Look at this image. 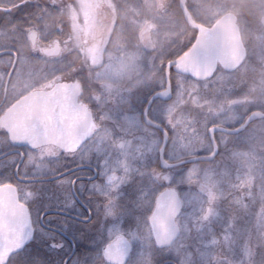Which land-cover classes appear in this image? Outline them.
Listing matches in <instances>:
<instances>
[{
  "label": "flooded vegetation",
  "instance_id": "obj_1",
  "mask_svg": "<svg viewBox=\"0 0 264 264\" xmlns=\"http://www.w3.org/2000/svg\"><path fill=\"white\" fill-rule=\"evenodd\" d=\"M78 1L81 7L74 8L75 6L71 7L74 3L68 4L66 0V12L69 9L73 10L76 25L85 27L86 14L82 10L93 6L98 10L103 6L104 0ZM255 2L254 8L244 6L247 9L245 11L252 14V16L250 15L252 20L246 19L242 26H239L238 16L234 14L244 51L250 58L253 56L256 61V68L253 71L246 68L241 70L240 74L251 73L263 77L264 0H255ZM62 7V5L60 7L55 6V3H51L49 0H0V45H9V47L0 46V117L12 104L32 91L48 90L57 82L66 83V81H53L54 70L50 65L62 55V46L72 42L67 16L64 21L55 19V10L60 9L61 11ZM99 12L98 19L100 21L103 20V16L101 11ZM109 18H111V14L107 16V24L104 23L107 25V27L104 26L106 32L109 30ZM48 31L53 34L50 35L51 40L43 42ZM31 33L34 34L33 37H30ZM179 34L181 33L177 35ZM80 36L76 40L80 43L79 49H74L68 54V57L73 61L79 60L81 62L70 81L79 84V95L83 94V83L85 82L83 78H86V75L94 76L92 72L86 74L87 70L81 67L84 53L89 48L90 43L85 41L84 32ZM90 39H92L91 35ZM252 41L253 45L251 46ZM54 45L59 46V53L56 56L44 54L46 49ZM20 49L23 51L22 53H19L18 50ZM75 51L79 54L78 60ZM20 57L23 61L18 68ZM64 59L62 65L65 69L68 59ZM8 60L9 63H7ZM69 62L71 61L69 60ZM166 62L164 65L160 64L159 67L163 74V83ZM69 64L67 61V66ZM146 73L147 71H145ZM177 74L173 67L169 70L171 88L174 86V79ZM155 91L159 90L156 89ZM168 102L156 99L154 100V107L150 106L147 111L148 118L163 129L165 125L156 117H162L157 108L161 105L165 107ZM128 104L136 110L138 103L132 100ZM144 107L140 111L139 122L141 125L151 128L162 138V131L159 128L144 123ZM88 109L92 113L95 124L90 139L84 142L81 150L76 154L49 158L45 162V174L43 175L29 169L28 171L32 175L21 176V170L24 169L21 153H27L29 149L26 146L11 145L6 131L0 128V181H11L18 185L20 183L18 178L38 180L32 183L34 187L31 205L26 203L32 220L36 243L29 250L30 253L27 254L26 258H24L25 251H22L11 256L6 264H109L103 255V249L116 233H122L127 238L121 253L122 264H181L183 254L186 253H190L192 258L189 264H199L198 257L202 252L217 255L218 259L223 261L227 251L236 252L246 248V245H242L241 242L234 243V232L236 228H239L238 231H240L243 223L246 226V221L249 220V224H252L258 220L261 204L256 199L252 201L247 198V194L250 192L247 188V182H243L241 178L240 165L235 163V160L232 162L229 157L230 154L237 156L242 153L244 151L243 146L238 142L232 143L229 140L227 145L219 148L216 143V154L212 162L219 159V161L223 160L224 163L230 164L224 165L226 172H228L227 179L221 183L215 182L218 187H213L217 190V194H215L213 187L205 188L207 204L200 207L193 206L196 211L192 209L195 217H193V221L190 220V234L182 235L184 223L183 218L181 219L182 210L178 220L174 222L179 229V235L170 245L159 246L146 224L147 216L151 212L150 202L154 201L156 196L154 194L159 193L164 188H172L176 191L181 203L183 200L182 190L187 189L183 182V169L185 170L189 166V168L194 167H191V164H179L174 167L173 180L168 181L166 169L160 168L155 161L153 162L145 150L137 151L136 154H143L147 158L139 160L138 163L140 164L133 161L135 157L128 161L132 167H139L140 171L132 179L120 185L114 210L112 214L106 215L104 197L100 194H94L90 190V186L92 184L103 185L105 178L102 171L117 166L111 164L114 159H110L108 164V157H111L108 153L109 149L105 150L102 147L106 146L103 140L108 143L113 140L117 142L118 134L116 133L118 132L115 134L99 132L100 123L91 108L88 107ZM151 113L156 116L151 118L149 116ZM259 120L264 122V118ZM117 121H120L118 125L121 124L120 119ZM117 121L115 122L117 123ZM239 134L240 132L227 136L234 137ZM135 135L141 136L138 133ZM170 136L171 132L169 131V138ZM210 144L212 152V143L210 142ZM55 148L53 145H44L33 149H42V153L47 154L53 152ZM98 149L100 150L98 151ZM101 152L104 153L103 156H101ZM13 159L16 160V163H21L19 172L16 163H12ZM102 164L104 169L101 167ZM55 169L58 171L54 172ZM152 169H156L158 172L162 171L167 176V180L153 181L148 176L142 175L144 170L151 171ZM232 169H238V180L233 176ZM62 173H64L63 177L49 181L53 176ZM195 177L193 176L192 179L195 180ZM189 187L195 189V192L204 188L199 187L197 181H192ZM56 197L60 201H57ZM48 210L66 213V216L61 213L46 214L45 212ZM131 234H136V238H132ZM21 257L24 259L21 260Z\"/></svg>",
  "mask_w": 264,
  "mask_h": 264
},
{
  "label": "rangeland",
  "instance_id": "obj_2",
  "mask_svg": "<svg viewBox=\"0 0 264 264\" xmlns=\"http://www.w3.org/2000/svg\"><path fill=\"white\" fill-rule=\"evenodd\" d=\"M49 1L51 3H55V6H63L61 8V14H63L64 19L62 18V20H66L67 16V19L70 23V35L72 38L71 43L62 46V55L50 64L54 70L53 81L70 82L74 77V74L78 69V64L81 63L78 60L79 54L77 51H75L77 57L76 59L78 61H73L68 57V54L74 49H79L80 43L76 42V40L81 37L80 34L84 32L85 41L89 42L90 45L84 53L81 67L87 70L88 73L85 72L86 74H91L92 72L94 75H86V78H83V80L85 81L84 85L86 84L88 90H91L90 92L93 90L90 98L92 103L90 104L92 105L95 115L100 123L99 132L106 134H115V132H118L116 133L118 134L117 142L113 140L109 141L108 143L107 141L103 140L104 144L106 143L105 145L109 144L112 146L123 144L125 155L129 158V160L134 159L135 157V160L133 161H136V164H140L136 160V157L138 156L136 152L139 150H145L147 155L155 160L156 154L161 146V138L160 144L157 146L155 131H153L151 128H148L147 126L141 125L139 122L138 118L140 117L141 110H134V108H132V106L128 103L133 100V93L137 91L138 88L140 91L145 88L148 89L149 83L153 84L154 88L158 89L159 91L163 89L164 83L162 71L157 72L158 70L155 69L157 65L156 63H158L159 60L158 62L153 61V63L149 64L147 62L148 60L145 59L147 62L145 64L143 62L145 58L144 50H150V48L152 49L154 44L157 42L156 30L159 28L157 26L161 25V22L165 20L167 14L174 11L175 8L173 7V4L175 3V0H140L139 5L146 8V11H141V13L139 10H135L134 6H132V0H121L122 5L126 9L124 15L127 16L129 12L134 13L135 15L136 19H131V21L133 20L132 26L139 30L137 34L139 37V45L134 47L133 51H128L125 48L123 50L122 47L117 49V43H115L116 45L114 46L115 50L113 54L106 52L107 49L104 48L109 37V31L106 32V28H104V26L107 27V16L113 13V5L111 0H104L102 4L104 7L101 6L98 9L102 13L103 20L99 21L98 17L100 12L95 9V6L82 10L86 14L85 27H79L76 25L74 22L73 10L69 9L66 12V0ZM67 1L68 4L71 2L74 3V5L71 7H81V4L78 0ZM186 1L188 2L189 9L191 8L192 13H194V15L198 17L204 24L203 26L208 29H210L225 13H234L236 16H238V24L239 26H242L243 22L246 19H251L252 16L251 13L245 11L247 9L244 8V6H252L253 8L256 6L255 0ZM179 8L180 7L178 5V9ZM96 11H98V13L95 14ZM55 13L58 19L61 20V14L56 12V10ZM161 16H165V18ZM171 16H173V14H171ZM147 24L150 25V28H147ZM176 24L179 25L178 23ZM175 31L177 34L182 33L180 28L176 29ZM50 35L53 34L49 31L46 32L43 42L51 40ZM90 35L92 36V39H90ZM195 38L196 33L194 39ZM191 44H193V42ZM252 45L253 41L251 42V46ZM0 46L9 47V45ZM187 50H185L182 54H184ZM18 51L19 53L23 52L21 49ZM104 51L107 54H105ZM65 56V59L68 60H66V68L64 69L62 60ZM152 57L153 56H151V58ZM69 60L71 62H69ZM22 61L23 60L20 57L18 61V68H20ZM67 61L70 63L69 66H67ZM7 63H9V60ZM142 65L145 66V68H149L150 66V68L147 69L146 74L144 73ZM233 74V78H231L229 74H225L219 66L216 74L208 80L209 83L202 86H198L190 78L184 77L182 84V88L185 90L183 99L180 98L177 92L178 79L176 77L174 79V86L171 91V100L165 104V107L168 109L170 114L175 115V119L177 121H186L192 117H197L199 120L203 121L205 115L211 111L212 115L209 117V119L212 123H218L219 127L233 129L241 125L248 114H250L252 111L256 109L264 110V75L263 77L256 76V74L251 76L249 78L250 83L245 81L246 79L240 78L236 84H233V82L237 80L234 78L236 73ZM129 84L130 88L124 89L121 87ZM193 89H198V91H196L194 95L190 96L189 93L192 92ZM97 96L100 97V100H98L99 97ZM126 96H128V98H126ZM129 96H131L130 100ZM152 116L156 115L152 113ZM156 117L160 119L163 125H165L162 117ZM117 119L121 120V124L118 125L120 121H117ZM115 121H117V123ZM169 131L172 135L171 128H169ZM137 133L141 134L142 137L135 135ZM221 135V133H216L215 135L214 143L215 145L217 143L219 148L225 145L221 142ZM223 136L227 141L230 140L232 143L238 142L241 146H243L244 151L242 153L238 154L237 156L230 154L229 157L232 162L235 160V163L240 165V171L242 172L241 178L243 182H247V188L250 192L247 194V198H250L249 200L252 201L254 199L258 200V203L261 204V212L258 216V220L255 223L252 222V224H249L250 222L248 220L246 221V226H244V223H241V230L238 231L239 228H236V231L234 232V243L237 241L241 242L242 245H246V248L237 250L236 252H232V250L227 251L226 258L223 261H220L217 255L202 252L199 254L198 263L264 264V122L260 120L252 122L244 130H242L239 135L234 137H229L224 134ZM210 142V140L207 142L209 144L208 147H203L200 143H197L192 138L185 139L182 142V145H188V151L181 153L178 149H173V141L170 136L168 144L165 148L166 153L164 158L166 160L177 161L183 159L184 157H194L196 155L202 154L208 155V153H211ZM108 151V153L111 155V157H108V164L110 159H114V162L111 164L115 165L118 164L119 160L123 159L119 153L115 154L116 152L114 150L109 149ZM153 151H155V153H153ZM228 164L229 163H224L223 160L219 161V159H216L215 161H211L209 163H193L191 164V167L194 168H189V166L185 168V170L183 169V182L184 186L187 187V189L182 190V199L185 205L181 214V219L183 218L184 222L182 227L183 236H186L191 232L190 220L192 219L191 221H193V217H195V215H193L192 209L195 210L194 207H200L203 204H207V195L205 194L207 191H205V188H212L213 186L218 187L215 185V182L221 183L223 180L225 181V179H227L226 177L228 172H226L224 165ZM57 171L58 169H55L54 172ZM232 172L234 173L233 176L238 180V169H232ZM166 173L168 176V181L173 180L175 169H166ZM30 175H32L30 171H27L25 174V170H21V176ZM193 176H196L195 180L192 179ZM192 181H197L199 187L204 188L202 190L200 189L198 192H195V189L189 187ZM18 185L22 189L32 193V189L34 187L33 184L19 183ZM220 186L222 187V185ZM220 186L219 188H221ZM217 193L218 192L215 189V194ZM31 197L27 199V203H30V205ZM56 199L57 201H60V199L57 197ZM29 253L30 251L27 248L24 258H26ZM24 258L21 257L20 259L22 260ZM214 258L216 259L214 260ZM190 260H192L190 253L183 254V260L181 264H189Z\"/></svg>",
  "mask_w": 264,
  "mask_h": 264
},
{
  "label": "water",
  "instance_id": "obj_3",
  "mask_svg": "<svg viewBox=\"0 0 264 264\" xmlns=\"http://www.w3.org/2000/svg\"><path fill=\"white\" fill-rule=\"evenodd\" d=\"M179 6L185 21L189 27L197 31V35L194 43L184 54L165 65V87L163 90L156 92L163 94L162 96H156V98L163 100H169L171 98V94H168L169 69L171 67L174 68L176 73L191 75L196 80H204L212 75L217 63L226 70H234L244 57V49L235 25V18L232 14L228 13L223 15L210 29H207L193 21L185 7L184 0H179ZM33 36L34 34L31 33L30 37ZM58 53V45H54L44 51V54L49 56H55ZM79 92V84L76 82L56 83L47 91H34L14 103L0 117V127L5 129L10 143L14 146L28 147L31 145L32 148H35L51 144L56 147L75 148L90 138L95 127L88 108L78 102ZM156 93L147 102L143 112V121L147 125L159 128L163 134L164 130L151 122L147 117V109L151 102L156 99H153ZM263 117L264 114L260 111H253L239 127L235 129L220 128L223 129V133L233 135L241 131L255 119ZM211 143L213 151L216 153V145L212 141ZM161 147H165L163 138ZM159 151L160 167L169 168L165 166L163 162L165 160H162ZM213 158L211 153L206 156L190 158L180 163L196 161L209 162ZM165 163L168 162L165 161ZM180 163L172 164L175 166ZM63 175L61 174L50 178L49 181L55 180ZM19 181L22 183H33L36 180L19 179ZM167 200L169 212L174 215L175 210L180 206V200L176 191L175 193L169 192ZM46 213H55V211H47ZM28 216L30 218L29 212ZM176 228L174 222L167 228L162 227L161 237L166 243L168 241L172 243L176 238L177 235L174 231ZM32 236L33 228L31 224L30 234L25 237L19 249H14L7 254L5 264L12 254L21 251L31 241Z\"/></svg>",
  "mask_w": 264,
  "mask_h": 264
},
{
  "label": "snow or ice",
  "instance_id": "obj_4",
  "mask_svg": "<svg viewBox=\"0 0 264 264\" xmlns=\"http://www.w3.org/2000/svg\"><path fill=\"white\" fill-rule=\"evenodd\" d=\"M178 84L177 92L181 99L184 98L185 90L182 88L184 81V76L181 73L177 74ZM171 82L168 85V94H171ZM198 89H193L189 95H194ZM162 93H156L153 97L162 96ZM157 111L161 114L164 120L163 131V142L167 146L169 140V131L172 129L171 139L173 141V149H178L181 153L188 151V145H182L185 139L192 138L197 143H200L203 147H208L207 143L209 140L215 142V135L217 131L222 133L221 142L227 145V140L223 136V129L218 126V123H212L209 117L212 112L209 111L203 121L199 120L197 117H192L186 121H177L174 114H170L168 109L163 105L157 108ZM159 126V125H157ZM77 145L75 148H65L56 147L53 152L43 154L42 149H33L31 145L28 146L27 153H21L22 164L24 166L25 174L29 169L39 174H45V162L52 157H58L60 155H73L78 153L82 146ZM160 144V136L156 134V145ZM102 149H112L119 153L122 160L118 161L116 167L111 169H106L102 171L104 175V184L96 185L92 184L90 190L94 194H100L104 197L105 203V214H112L115 201L119 194V188L122 183H125L132 179L135 174L140 171L139 167H132L128 162L129 158L125 155V149L123 144L119 145H106ZM100 149H98L99 151ZM160 156L163 160L165 148H160ZM155 153V151H153ZM101 156L104 155L103 152L100 153ZM212 156H215V152H212ZM147 156L143 154L138 155L136 160L146 159ZM168 161V163H165ZM163 161L166 167H172L173 164L171 160ZM12 163H16L13 159ZM17 171L19 172L21 163H16ZM104 169V165H101ZM142 175L148 176L149 179L153 181H165L167 176L161 171L158 172L156 169L151 171L144 170ZM186 179V173H185ZM74 183V182H73ZM169 192L175 191L171 188H164L162 191L156 194L154 201L151 203V212L147 216L146 224L150 230L152 237L155 239L158 245H168L171 241L167 243L161 237L162 227L167 228L177 221L183 208L185 207L183 200H181L180 206L175 210V214L172 215L169 212L167 196ZM32 193L22 189L19 185L13 184L11 181H0V264H5L6 256L9 252L14 249H19L26 236L30 234L31 220L28 216V211L26 207L27 199L31 197ZM178 196V195H177ZM176 235H179V229H174ZM132 238H136V234H131ZM127 238L122 233H116L113 235L108 243L104 246L103 255L108 260L109 264H122L121 253Z\"/></svg>",
  "mask_w": 264,
  "mask_h": 264
},
{
  "label": "trees",
  "instance_id": "obj_5",
  "mask_svg": "<svg viewBox=\"0 0 264 264\" xmlns=\"http://www.w3.org/2000/svg\"><path fill=\"white\" fill-rule=\"evenodd\" d=\"M111 1L114 4V8L116 9V15L114 18V26L112 28L111 39H110L108 45L106 46V48H108L107 52L112 53L114 51V46L116 45L115 43H117V49L119 47L120 48L122 47L123 50L125 48L128 51H133L134 47H137L139 45V41H138L139 37L137 35L139 30H137L135 27L132 26V21L134 19H136L135 15H134V13H130V12L127 16L124 15V12L126 11V9L122 5L121 0H111ZM131 2H132V6H134L135 10H139L140 13H141V11H146L145 7L139 5L140 0H132ZM173 5H174L173 7L175 8L174 11L167 14L169 12L168 11L166 13L167 14L166 18H165V16H161V17L165 18V20L161 19L164 21L161 22V25L157 26V27H159L157 29L158 31L156 30L157 42L152 47L153 50H150V51L144 50L145 58H144L143 62L145 64L147 62L149 64L153 63V61L158 62V60H159V62L156 63L157 65L155 67V69L158 70L157 72H160V70H161V69H159L160 64L162 65V64H164V62L178 57L185 50H187L190 47L191 43L193 42L194 36H195V32L190 30V28L188 27L183 15H182L180 8L178 9V1L175 0V3ZM187 8H188L189 12L191 13V16L195 20V22L203 25L201 20L198 17H196L194 15V13H192L191 8L189 9L188 4H187ZM56 12L61 14L60 9L59 10L56 9ZM171 14H173V16H171ZM142 15H143V13H142ZM56 18H58V17L56 16ZM62 18L64 19L63 14L60 15L61 20H62ZM131 19H133V20L131 21ZM165 21H167V22H165ZM176 23H178L179 25H177ZM178 26H179L180 30L182 31V33L179 35H177L176 31H175L178 28ZM191 32H193V33H191ZM178 36H179V38H178ZM179 45H180V47H179ZM151 56H153L152 57L153 59H151ZM145 59L148 61L146 62ZM255 62L256 61H255L253 56H251V58L246 56V59H245V63H246L245 66L246 67L245 68L253 71L256 68ZM142 68H143V70H147L150 68V66H149V68H145V66L142 65ZM232 75H234V74L233 73L231 74V78H233ZM251 76H253L251 73H247L246 75H243V76H241V74H239V73H236L234 78H236L237 80H235L233 82V84H236L240 78L246 79L245 81L250 83L249 78ZM192 81L195 84H197L198 86H202V85L209 83L208 80L204 81V82H196L194 80H192ZM121 87H123L124 89L125 88L127 89V88H130V84L125 85V86H121ZM155 90L156 89L154 88V85L150 83V85L148 86V89L145 88V89L140 91L138 88V90L133 93L132 99L135 101H138V103H139L136 106V110L140 111L142 109L147 98H149V96H151L154 92H156ZM90 91L86 87V84L84 85V83H83V94L80 97V101L87 104L89 107H91L93 109L92 105L90 104V103H92L90 98H91L93 91L92 92H90ZM99 96H97V97H99ZM126 98H128V96H126ZM130 98H131V96H129V100H130ZM98 100H100V97ZM151 107L152 108L154 107V103L151 105ZM95 108H96V106H95ZM149 116L151 118H154L152 116V113L149 114ZM185 158H187V157H184L183 159H185Z\"/></svg>",
  "mask_w": 264,
  "mask_h": 264
}]
</instances>
